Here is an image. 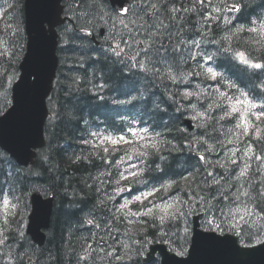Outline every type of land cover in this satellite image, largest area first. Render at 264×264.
Listing matches in <instances>:
<instances>
[{"label": "trees", "instance_id": "trees-1", "mask_svg": "<svg viewBox=\"0 0 264 264\" xmlns=\"http://www.w3.org/2000/svg\"><path fill=\"white\" fill-rule=\"evenodd\" d=\"M70 1L73 3V8H77L72 11L73 14L77 17L78 14L81 16V24L108 26L105 23L106 14L111 13L112 10L106 0ZM262 1L264 2V0H242V4L247 7L243 9V14H239L238 19L243 18L247 23V17L256 19L262 13L258 8L260 5L264 11ZM23 2L24 0H0V7L7 10L9 17L5 22L8 26L3 29L0 42V112L11 102L10 86L19 73V60L24 50ZM9 4L12 5L11 8L8 7ZM193 4L194 0H176L175 6L189 8ZM213 8L214 6L208 10L206 7V12L219 16L229 15L224 12L215 13ZM202 11L204 10L197 8L196 12L181 14L187 19L189 28L200 29L203 24V16L200 15ZM243 24L245 25V22ZM234 25H225L222 20L215 23L209 21L204 25L207 36L202 42V48L211 55L217 53L219 49L231 47V52H221L209 64H213L227 80L237 84L241 91L248 92L251 98L258 101L262 91L261 85H264V71L242 64L234 58V52H248L257 62H262L259 59L260 52L257 50L264 48V44L258 43V41H264V36L249 32L233 36L232 32L239 24L234 22ZM196 38L200 39L199 36ZM75 43L77 47L72 45L69 54H64V49H60L61 56L74 58L77 70L72 72L70 87H57L49 102V107L54 114L48 119L46 126L47 145L40 150L35 164L30 167H19L0 149V195L8 194L11 205L16 206V209L10 211L7 219L8 221L13 215L9 220L6 233L8 250L15 252L16 264H25L24 255L27 253L36 258L38 264H95L93 256L99 258L101 255H106L108 251L91 250L99 229L88 227L89 219L99 221L103 231L104 228L108 229L106 225L112 227L113 236H120L119 240L129 245L127 254L132 258L135 257V250L139 248L136 241L145 246L146 240L165 238H162L160 232L150 223L140 222L141 226L136 228L137 220L140 218H142L141 221L148 220L147 217L127 216L122 217L121 220L112 219L113 214H116V208L120 205V198L116 203L108 197L112 196L115 188L122 182L121 166L116 162L119 161L117 157L125 152L121 150L112 152V147H108L109 152L105 153L103 147L92 150L89 146L83 145L81 140L91 136L93 131H122L132 121H135L132 124L147 127L150 130L149 137L143 142L144 144L148 141L157 143L160 152L158 155L142 158L147 160V170L138 179L146 181L147 186L144 183L132 181L136 191L150 190L153 186L158 187L161 183H166L165 180L180 181L183 184L182 176H187L193 172V169L199 170L202 174L204 169L208 168L199 158L188 153V147L185 144L191 139V135L181 125V117L185 113L196 117V122L202 128L201 137L206 138L208 144L215 145V150L208 152L209 155L221 150L228 155V149L234 148H240L242 152V144L243 148L246 146L239 141L227 147L217 144L218 140L226 141L232 137L229 136L230 133H223L226 128L217 123L218 117L223 114L221 110H210L208 105L219 102L217 88L227 91L232 96L239 93L235 89H229L222 81L217 83L203 75H195L197 72H203L201 68L203 59L198 57L193 61L185 57L187 62L181 65L179 71L175 69L173 71L177 75L183 73L186 79L183 82L178 80L174 83L167 78L156 77L150 72L145 73L139 68H132L129 71V66L120 63L117 57L97 58L96 54L95 56L87 55L83 49L91 46L92 43L89 40L75 41ZM101 84L102 88L99 87ZM92 88H96V93L92 91ZM101 90L102 96L98 94ZM185 92L200 93V95L185 97L183 95ZM113 95L120 99V104H115L113 109L109 110L110 104L107 101L112 102ZM206 111L213 117L212 121H207L205 117L198 115ZM256 125L261 128L262 139L258 140L254 134L250 139L255 149H260L261 144L264 143V122L257 121ZM227 126L230 127V124ZM156 133L162 135L156 136ZM248 139L241 137L242 141ZM134 145H138V142L127 146ZM207 146L205 145V148ZM146 150L150 153L155 152V149L150 147ZM241 152L237 153V156ZM256 153L264 155L261 150ZM221 157H211L210 160L212 163L218 160L223 161L220 160ZM256 161L253 157L250 163ZM157 165L162 170H156ZM140 168H145V165L142 163ZM252 169L256 168L252 166ZM216 171L223 172L221 169ZM193 174L196 175V173ZM253 176L259 179V174L255 171ZM200 179L202 175H197V180ZM117 180L120 181L119 184L116 183ZM35 188L56 193L52 226L44 249H39L28 236H21L23 229L20 222L29 204V194ZM178 195L187 199L183 196V191ZM154 203H160V201L157 200ZM130 207L133 212L141 210L136 204ZM256 229V223L244 225L243 229L239 228L246 242H252L259 237L258 233L255 234ZM115 244L117 253L125 255V249ZM89 245L91 248L88 247ZM111 251L110 249L109 252ZM7 255L14 257L13 254ZM127 261V259L119 260L118 264H128ZM136 261H139V256ZM4 264L13 263L8 260L4 261Z\"/></svg>", "mask_w": 264, "mask_h": 264}, {"label": "snow or ice", "instance_id": "snow-or-ice-1", "mask_svg": "<svg viewBox=\"0 0 264 264\" xmlns=\"http://www.w3.org/2000/svg\"><path fill=\"white\" fill-rule=\"evenodd\" d=\"M125 2H128V0H125ZM211 2L212 0H207V4L210 5ZM175 4L176 0H135L134 3H130L128 8H124L123 3L121 4L122 15H117L115 22H118L122 27L120 31L115 32V36H108L106 39L116 40L115 46H109V51L119 59L120 63L129 66V71L132 68H139L145 73L150 72L156 77L167 78L174 83L178 80L183 82L186 76L183 73L177 75L173 70L179 71L181 65L187 62L185 57L192 60H197L199 57V59L211 62L221 52L232 51L229 47L219 49L215 54H207L202 48V42L207 36L204 25L209 21L215 23L222 20L225 25L235 26L234 21L238 22V17L219 16L206 12V0H194L193 6L189 8L176 7ZM8 7L11 8L12 5L9 4ZM245 7L247 5L238 2L233 3L231 6L225 3L223 8L214 7L213 12L226 11L243 14ZM197 8L204 10L200 13L203 16V24H201L200 29L189 28L187 19L181 14L196 12ZM109 19L112 18L109 17ZM246 19L249 26L239 24L232 32L233 36L242 32L258 33L264 36V12L259 14L256 19L251 17ZM115 22L113 23V29H115ZM197 36L200 39H197ZM225 39H228V37H225ZM210 42L220 43L219 41ZM258 43L264 44V41H258ZM257 51L260 52L259 59L262 62H257L250 53L245 51L234 52V58L250 68L264 71V48ZM195 75H203L207 79L217 81V83L222 81L227 84L229 89H235L239 93V96H231L227 91H221L217 88V101L219 102L208 105V109L221 110L223 114L218 117V121L227 120L234 115H238L240 119V123L235 125V130H228L232 133V138L226 139V141L218 140L217 144L221 147H227V145L239 141L245 143L246 146L241 156H237V153L241 152L240 148L228 149V156L223 161L218 160L215 163L209 161L205 155H200L199 160L208 165V168H205L202 174L199 173V170L193 169V172L181 177L183 184L180 181L161 183L158 187L153 186L150 190L136 195L132 200H125L116 208V214H113L112 219L121 220L122 217L127 216L147 217L148 220L141 222L150 223L152 227L160 232L162 238L168 236V233L163 231L168 222L187 221L188 217L193 214H199L207 218L206 222L209 225L219 220V223L216 224L217 230H222L223 227H228L230 230H235L237 227L243 229L244 225L255 223L254 217L256 219L264 217V171L260 167L253 170L250 163L254 157L255 160L261 162V165H264V155L256 154L255 145L250 139L253 134L258 140L262 139L261 128L253 123L250 117L254 118L255 121L264 122V85H261L262 91L257 101L251 98L248 92L241 91L237 84L227 80L222 72L215 70L213 67H206L203 72H197ZM183 95L185 97L199 96L200 93L185 92ZM193 108H195V105H193ZM198 115L205 117L207 121L213 120V117L207 111ZM132 123H135V121H132ZM127 131L136 137V140L140 141L146 140L149 135V129L146 127L139 130L130 127ZM92 135L100 140L97 147L109 143L113 146L112 152L120 150L119 146L121 145L131 146L135 143V141L129 140L123 135L117 138L111 136L101 137L98 133ZM160 135L162 134L156 133V136ZM241 137L249 139L242 141ZM83 143L91 144L92 141L84 140ZM197 143L208 145L205 149L206 152L215 150V145L208 144L207 139H202ZM149 147L155 149V152L150 153L147 151L146 149ZM143 148L145 150L133 147L131 155L128 154V150L125 148L124 152L127 160H132L133 155L136 158H145L150 155H158L160 152L158 144L151 141L146 142ZM260 150L264 153V143L261 144ZM103 151L108 153L109 148L103 147ZM116 163L124 164L126 161L121 159ZM141 163L145 165V168H140L137 164H129L128 169H125L127 175L120 173L121 180H132L136 183H144L147 186L146 181L138 179L147 170V160L141 159ZM216 169H221L223 172H218ZM156 170L162 169L157 165ZM253 171L259 174V179L254 178ZM193 173H196V175ZM197 175H202V179L197 180ZM116 183L119 184L120 181L117 180ZM124 190V188L118 187L115 192L118 194ZM181 191L187 199L178 195ZM113 198V196L108 197L109 200ZM157 200L160 203H154ZM3 203L7 206L9 201L5 199ZM133 204L140 206L141 210L133 212L130 207ZM88 223L92 224L94 221L89 220ZM129 223H132V221H129ZM96 226L99 227L100 225L97 224ZM106 227L109 228L108 236L110 237L112 235L111 228L109 225H106ZM185 232H187V226H185ZM100 240L105 241V237H100ZM149 242L145 241V243ZM3 243L4 241L0 240V244ZM116 243L125 249V255H119L115 248L106 255L112 256L116 260H131L132 256L127 254L129 245L120 240H117ZM136 243L139 244V248L135 250V254L141 255V249L144 245L139 241H136ZM88 247L91 248V245ZM99 250L103 252L104 248L100 247ZM28 264H32L31 258H29Z\"/></svg>", "mask_w": 264, "mask_h": 264}, {"label": "water", "instance_id": "water-1", "mask_svg": "<svg viewBox=\"0 0 264 264\" xmlns=\"http://www.w3.org/2000/svg\"><path fill=\"white\" fill-rule=\"evenodd\" d=\"M111 1L120 10L121 4L125 2ZM26 10L30 33L41 29V35L45 22L52 27L61 21L60 0H26ZM38 43L40 44L38 51H41L44 43ZM50 56H54L53 48ZM40 64H44L43 56L36 60L38 67ZM52 78L53 74L49 77L38 76V83L31 81L29 68L25 64L24 75L14 88V105L5 115L0 116V145L23 164L33 162L36 155L33 149L44 145L43 126L48 113L46 97L51 90ZM33 202L31 228L35 239L42 242L44 237L40 229L49 225L52 203L51 200L42 199L39 193L33 194ZM197 226L198 222L193 247L187 257L170 255L164 247L156 246L163 255V264H264V246L242 249L233 238L202 234Z\"/></svg>", "mask_w": 264, "mask_h": 264}]
</instances>
